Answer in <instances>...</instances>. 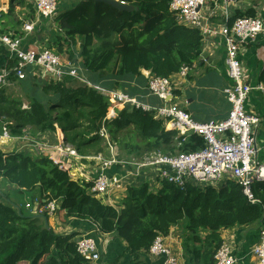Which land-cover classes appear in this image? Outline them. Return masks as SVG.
<instances>
[{"label":"trees","instance_id":"1","mask_svg":"<svg viewBox=\"0 0 264 264\" xmlns=\"http://www.w3.org/2000/svg\"><path fill=\"white\" fill-rule=\"evenodd\" d=\"M117 1L137 10L119 11L103 0H76L73 7L54 17L58 32L46 49L79 63L87 76L100 79L112 74L116 83L140 76L142 71L172 78L183 65L192 67L200 60L203 38L198 30L177 23L169 11L170 0ZM244 16L255 17L249 11L229 18L227 24ZM33 18L34 12L28 19ZM115 36L120 37L119 42ZM13 67L11 60L8 69ZM28 75L18 80L28 88L27 107L20 100L2 97L3 87L0 89V118L12 123L8 128L13 137L34 138L60 128L67 144L79 155L90 156L106 148L99 136L104 125L117 146L130 139L134 144L124 142V150L131 148L135 155L155 151L175 155L204 146L200 136L183 140L175 131H166L152 112L130 105L116 109L115 117L107 120L108 98L71 77L54 82ZM10 80L17 78L11 75ZM258 82L264 86V68ZM0 178L16 185L20 194H37L42 207L52 201L59 203L67 220H89L100 234L118 235L135 264L141 262L137 257L148 252L156 236L166 237L174 227L183 229L193 243L200 241V230L210 233L200 250L190 251L189 260L185 255L184 263L213 264L214 254L223 243L220 231L253 224L261 227L264 221V183L253 185L256 202L251 203L233 178L216 186L187 184L184 189L156 179V190L147 183L129 187L120 206L114 208L94 198L92 182L72 180L48 158L2 150ZM3 185L6 188L5 182ZM7 199L0 190V264H92L77 254L76 233L56 234L45 226L42 217L23 213V207L19 209ZM48 217L44 214L46 221ZM121 257L109 264H117Z\"/></svg>","mask_w":264,"mask_h":264},{"label":"built area","instance_id":"2","mask_svg":"<svg viewBox=\"0 0 264 264\" xmlns=\"http://www.w3.org/2000/svg\"><path fill=\"white\" fill-rule=\"evenodd\" d=\"M235 0H224L225 3ZM203 0H170L169 11L175 16L179 25L198 30L203 40L207 38H221L225 50V64L231 86L224 89L226 100L230 105L228 117L219 122L198 123L185 111L176 107H153L137 102L135 98L118 91L98 88L108 98L109 111L107 119L115 117V110L130 105L145 112H152L154 117L162 120L166 131H175L183 140L198 135L203 139V148L194 152H182L175 155L152 152L142 157L140 161H121L113 152V148L104 130L99 136L107 141L110 148L109 157L100 154L88 157L98 164L101 173L92 181L91 194L100 202L109 203L110 192L121 191L124 181L130 177H138L144 169L152 168L156 178L173 184L176 188L184 189L187 184L216 186L224 180L233 178L242 189L243 194L251 203H255L252 187L256 183H264V164L257 159L255 130L260 121L256 116L245 110V102L253 87L246 83V75L239 57L240 49L253 44L257 37L264 36V20L257 17H239L232 25H228L229 18L225 15L222 25H211L210 17L202 10ZM33 10L38 18L52 20L57 15L58 0H32ZM36 22L24 24L22 29L31 33L36 28ZM38 28V27H37ZM0 44L9 52L14 61L12 69L0 71V89L7 86L10 76L18 80L25 78L26 74L42 80L60 82L66 77L82 80L79 68L71 61L57 55L52 49L25 50L21 39L17 36L1 34ZM191 67L183 65L176 75L187 78ZM28 71V72H27ZM149 91L161 100H171L173 97L172 79L150 75ZM255 89L264 93V87L259 85ZM8 124L2 127L1 139H10ZM44 156L52 160L53 164L62 171L68 172L69 166H64L62 158H81L77 151L67 145L53 147L46 143L36 144ZM41 147V148H40ZM44 149V150H41ZM59 155L53 158L51 151ZM112 151V152H111ZM122 165L127 170L122 176L108 177L105 172L110 168ZM34 206L35 215H53L58 207L55 201L49 202L45 207L40 200ZM27 208L29 204L26 205ZM164 236L158 235L149 247V254L159 257L162 264H181L174 255L173 250L166 243ZM77 254L84 260L98 264L101 258L96 240L88 235L76 239ZM253 255L259 264H264V221L260 227L259 239L252 249ZM238 260L229 244L223 243L214 255V264H237Z\"/></svg>","mask_w":264,"mask_h":264},{"label":"crops","instance_id":"3","mask_svg":"<svg viewBox=\"0 0 264 264\" xmlns=\"http://www.w3.org/2000/svg\"><path fill=\"white\" fill-rule=\"evenodd\" d=\"M203 1L204 6L202 7V10L209 15L211 25L215 27H220V25H222L225 15H227L228 18H232L237 15L248 13L249 11L253 13L255 17L264 20V0H235L234 2L228 3H225L224 0ZM67 2L68 0L66 3ZM74 3V0H70L69 3L62 5V7L58 5L57 11L60 12L65 10V8L69 9L74 6ZM32 12H34L32 0H0V33L5 34L10 32L11 34L13 33L17 35V37L21 39V44L25 50L46 49L49 39L51 40L53 38V35H55V32H58V29L53 20L50 21L42 19L41 17L38 18L35 12L33 20L30 21L28 17ZM30 22H36V28L33 32L26 33L23 31L22 26ZM61 57L65 59L63 56ZM239 57L243 71L246 75V83L251 87L256 88L259 84L258 75L264 68V36L260 35L253 44L242 47L240 49ZM9 61H11L9 52L0 44V71L8 69ZM83 70L84 69L80 68L78 72L82 80H77L82 84L96 89H104L106 91L118 90L127 94L131 98H135L137 102L141 104L153 107L173 106L179 108L185 111L195 122L198 123L219 122L225 120L230 111V105L226 100L223 91L225 88L231 86V81L228 78L227 67L225 64V50L221 38H207L203 40L200 60L191 67L187 78L181 79L176 74L172 76L173 97L171 100H161L149 91L148 78L151 74L148 71H142L140 76H129L116 83L112 74H106L105 77L97 79L98 77L87 76V73ZM27 90L28 88H24L20 82H18V79L17 81L9 80L7 86L2 89V97L20 100L23 102L24 107H27L29 104V101L25 98ZM245 110L247 113L259 118L260 123L255 130L254 136L257 147V158L259 157V154H262L263 162L259 161L264 164V94L254 89L245 102ZM4 121L5 120L0 118V150L4 152L19 151L30 155H42L44 153L38 150L36 144L43 143L53 145V147L56 148L65 145L72 147L64 141V135L60 128H56L55 132L36 135L34 138L11 136L10 139H1ZM100 130H104L107 133L108 139L106 140L110 142L114 152L117 145L111 140L107 129L102 125ZM106 140L103 139L106 151L105 153L103 152L104 154H99L104 157H109L110 148L108 147ZM114 153L121 161H137L142 158L136 159L134 153H131L130 155L125 154L124 157H119L117 151ZM50 155L53 158L59 157L56 150L51 151ZM42 156L50 160L49 157ZM93 156L96 155H80L82 159L69 157L62 158L61 161L64 166H69L68 175L72 180L81 184H87L92 182L93 179L101 173L98 164L88 158ZM50 161L52 162V160ZM126 170L127 169L124 166L116 165L107 170L105 174H107L108 177L113 175L122 176L126 173ZM153 174L156 175L155 171L152 168H148L144 169L138 177L126 179L123 184V189L121 190L124 193L112 191L108 198L111 204L103 202L102 204L118 208L123 195L129 187H138L137 182L139 180H152ZM3 183L4 182L0 178V190L5 192ZM32 195V198L35 196V198L32 199L34 201L33 206L28 199L21 203L18 198V200L13 201V203L19 209L23 207L28 211L27 213L35 216L33 213L34 206L38 204L35 200L39 199L37 194L34 195L32 193ZM27 204H29L30 208L26 207ZM58 204L59 203H57V207L60 214H57L56 211L53 215H50L47 220L48 227H50L56 234L76 233V239L83 235L92 237L96 240L99 251L101 252V258L98 264H109L119 256L122 257L117 264H135V262L131 263V261H135L134 256L125 252L126 244L118 235L100 234L97 226L89 220L65 219V212L60 210V205ZM31 208H33V211L30 210ZM259 231L260 225L256 224L220 231L222 241L229 243L232 246L233 253L238 260L237 264H259L257 258L252 253V249L259 239ZM209 234L210 233L206 231L200 230L197 234L200 241L193 243L192 240L189 239V235L183 229L174 227L170 230L168 236H166L165 241L173 250V253L178 258L179 262L185 264V255L186 259L188 258L189 260L190 251L194 248L200 250L206 241V236ZM137 258L141 261L139 264L162 263L161 258L153 257L149 252L140 253Z\"/></svg>","mask_w":264,"mask_h":264},{"label":"rangeland","instance_id":"4","mask_svg":"<svg viewBox=\"0 0 264 264\" xmlns=\"http://www.w3.org/2000/svg\"><path fill=\"white\" fill-rule=\"evenodd\" d=\"M23 1V0H22ZM24 1H27V0H24ZM66 1L67 0H58V2H59V4L58 5H60V7H62V5H64V4H67V3H69V1L70 0H68V2L66 3ZM63 3V4H62ZM75 3H76V0H75ZM65 9H67V8H65ZM61 12V11H60ZM57 14H59V12H57ZM53 20V19H52ZM52 20H50V21H52ZM5 34H7V35H11V33L9 32V33H5ZM55 34H57V32H55ZM14 36H17V35H15L14 34ZM115 38L117 39V41L119 42L120 41V37H116L115 36ZM78 51V47H77V49H76V52ZM77 63V62H76ZM78 65H79V63H77ZM79 67H80V65H79ZM81 68V67H80ZM25 101H26V99H25ZM125 143H127V144H129V145H131V144H134L130 139H126L125 141H124ZM122 143V144H120V145H118V146H116V151H117V154H118V156L119 157H124V155L125 154H131V153H134L135 154V152L133 151V150H131V148H129L128 149V151H127V153H126V150H124V149H126L125 148V146H124V144L125 143ZM41 148V147H40ZM41 150H44V149H41ZM105 151L106 150H104V153H105ZM104 153H101V154H104ZM164 154V153H163ZM144 156V155H143ZM142 155H135V158L136 159H139V158H141V157H143ZM121 159V158H120ZM142 159V158H141ZM140 159V160H141ZM258 160H260V161H262L263 162V160H262V154H259V157L257 158ZM140 160H137V161H140ZM132 161H135V160H132ZM133 177V176H132ZM132 177H130V178H132ZM144 180H139L137 183H138V186H141L142 184H144V183H147L148 185H150L151 187H152V189L153 190H156L157 189V187H158V182L156 181V175L155 174H153V179L152 180H146V181H144ZM5 182V184H6V188H5V195L7 196V198L10 200V201H16V200H18V198L20 199L19 200V202H21V203H23V202H25L27 199H28V201L30 202V204L33 206V204H34V201L32 200V197H31V195H32V192H23V194H20V193H18V189L16 188V185H13V184H10V183H8L7 181H4ZM117 192H121V193H124V192H122V191H117ZM18 194H20V195H18ZM30 210H32L33 211V208H31ZM28 211H26L25 209H23V213H25V214H29V213H27ZM57 214H60V211H58L57 210ZM44 222H45V220H44ZM77 237V236H76ZM75 237V238H76ZM229 244V243H228ZM230 245V244H229ZM230 247L232 248V246L230 245ZM232 250H233V248H232ZM19 264H26V263H19Z\"/></svg>","mask_w":264,"mask_h":264},{"label":"water","instance_id":"5","mask_svg":"<svg viewBox=\"0 0 264 264\" xmlns=\"http://www.w3.org/2000/svg\"><path fill=\"white\" fill-rule=\"evenodd\" d=\"M104 3L108 4V5H111L113 6L114 8L118 9L119 11H123V12H132L133 10H137V8L133 7V6H130L128 4H125V3H121L117 0H103ZM42 217L44 220H45V226H47V221L46 219L44 218V216H40Z\"/></svg>","mask_w":264,"mask_h":264},{"label":"clouds","instance_id":"6","mask_svg":"<svg viewBox=\"0 0 264 264\" xmlns=\"http://www.w3.org/2000/svg\"><path fill=\"white\" fill-rule=\"evenodd\" d=\"M56 54H57V53H56ZM57 55H59V54H57ZM59 56L61 57V55H59ZM61 58H62V57H61ZM65 60H67V59H65ZM68 61H69V60H68ZM71 62H72V61H71ZM72 63L75 64V65L80 69V67H79V65H78L77 63H74V62H72ZM259 85H261V84H258V86H259ZM261 86H263V85H261ZM263 87H264V86H263ZM254 89H255V88H254ZM254 89H253V90H254ZM256 90H257V89H256ZM258 91H259V90H258ZM259 92H261V91H259ZM261 93H263V92H261ZM263 94H264V93H263ZM256 150H257V147H256ZM256 156H257V154H256ZM98 201H99V200H98ZM101 203H102V202H101ZM57 210H58V209H57ZM35 216H39V217H40V216H44V215H35ZM223 243H225V242H223ZM223 243H222V244H223ZM227 244H228V243H227ZM218 249H219V248H218ZM218 249H217V250H218ZM148 250H149V249H148ZM217 250H216V251H217ZM215 253H216V252H215ZM214 255H215V254H214ZM161 264H162V263H161ZM213 264H214V257H213Z\"/></svg>","mask_w":264,"mask_h":264}]
</instances>
